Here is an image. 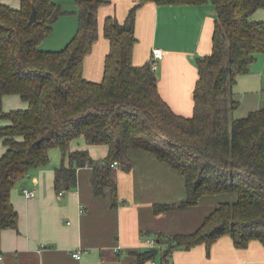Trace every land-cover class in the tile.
<instances>
[{
    "label": "trees",
    "instance_id": "16d2710c",
    "mask_svg": "<svg viewBox=\"0 0 264 264\" xmlns=\"http://www.w3.org/2000/svg\"><path fill=\"white\" fill-rule=\"evenodd\" d=\"M110 1L76 0L79 26L60 49L41 47L54 21L69 12L61 4L21 0L14 7L0 1V117L11 121L0 126L7 146L0 155V225L18 227L12 189L32 168L50 162L51 146L62 152L63 162L55 168L58 191L74 188L78 168L89 165L95 195L109 188L113 207L119 204V190L111 163L131 170L130 149L138 148L184 179V196L155 203V213L197 205L206 195L224 198L194 231H154L161 247L135 251L137 264L157 259L172 264L175 249L201 243L210 249L224 235L241 248L254 239L264 244V104L246 116L234 114L240 104L234 92L238 77L264 53V20L252 19L264 0H139L123 22L114 15L105 18L110 49L103 78L94 81L84 76V60L99 37V7ZM147 1L216 6L212 51L195 59L199 78L191 115L176 112L161 96L151 60L133 61L136 12ZM12 93L28 106L6 110L3 98ZM81 136L91 144H108L107 156L98 160L88 149L72 150V140Z\"/></svg>",
    "mask_w": 264,
    "mask_h": 264
},
{
    "label": "crops",
    "instance_id": "0c3cea01",
    "mask_svg": "<svg viewBox=\"0 0 264 264\" xmlns=\"http://www.w3.org/2000/svg\"><path fill=\"white\" fill-rule=\"evenodd\" d=\"M0 1L14 7L21 3V0ZM138 1L111 0L99 7V37L85 56L86 78L100 81L104 75L105 57L110 49V41L103 31L105 18L114 15L123 22ZM71 2L75 3V0ZM72 8L58 19L63 18L59 19L62 27H72L76 32L77 7ZM252 19L264 20V8L257 9ZM215 21L216 6L211 1L202 4L147 1L136 12L137 42L133 61L137 65L144 64L151 60L154 48L163 50V57L155 70L160 93L180 114L193 113L194 90L199 78L195 59L212 51ZM46 44L54 46V43ZM261 83H264L263 52L257 54L250 71L238 77L234 86L235 98L238 99L237 93L242 91H258ZM249 98L254 99L253 105L259 102L257 97L246 94L245 99L249 101ZM3 106L6 110L26 108L28 102L12 93L4 96ZM10 122L8 118L0 117V126ZM6 149L0 139V155ZM71 149H88L95 159L100 160L107 156L109 145L91 144L81 136L72 140ZM130 157L131 170L125 171L119 165L113 167L119 190L117 207L111 204L109 188L105 189V194L95 195L91 182L93 169L89 165L78 168L74 188L63 190V193L58 191L55 168L62 164V156L44 166L32 168L21 177L11 194L19 212L18 227L0 225V264H137L135 251L161 247L159 243L152 246L148 241L156 236L154 231L167 234L194 231L224 198L206 195L197 205L155 213V203L178 202L185 193L178 200H172L176 191L172 189L170 164L138 148L130 149ZM64 162L68 164V160ZM25 188L35 189L36 196H26ZM78 249L82 251L80 258L73 255ZM169 258L172 264H264V244L254 239L241 248L234 244L230 235H224L210 249L204 243L189 249L177 248ZM153 261L161 264L159 260ZM146 264H150L149 261Z\"/></svg>",
    "mask_w": 264,
    "mask_h": 264
},
{
    "label": "rangeland",
    "instance_id": "374dc122",
    "mask_svg": "<svg viewBox=\"0 0 264 264\" xmlns=\"http://www.w3.org/2000/svg\"><path fill=\"white\" fill-rule=\"evenodd\" d=\"M56 2H58L59 4L62 5L63 9L65 10H73V6H76L77 9L76 11V15H78V4L71 2V0H66L65 2L63 1H59V0H55ZM62 17H64V15H66V13L61 14ZM60 15V16H61ZM72 15V14H71ZM68 16V15H67ZM59 19H63V18H59ZM57 18L56 21H54L53 23V28L54 31L52 32V34L48 37H46L43 41H42V47L41 48H46V49H57V47L63 48L66 45V42H68L74 35H75V31L73 32V28L72 27H62L61 21ZM60 21V22H58ZM79 26V16H78V25H77V29ZM77 31V30H76ZM46 43H54V46H47ZM239 95H237L240 104L237 107L236 111H235V116L237 117H242V116H246V114L251 111L254 110L258 107H261L264 104V83L260 84V88H258V91L255 90L253 92H244L242 91L241 93H237ZM246 94L250 95V97H257L259 99V102L257 103V105H253L252 103L255 102L254 99L249 98L250 100L248 101L247 99H245ZM50 154H51V160L55 161L58 159V157L62 156L61 150L56 147V146H51L50 147ZM181 188V189H180ZM172 189L174 191H176L175 195H172V200H178L179 198H181V195L183 193H185V184H184V179L182 176H180L174 168H172ZM234 196V194L230 193L228 195V197L232 198ZM157 238L156 236L153 237V239ZM159 260V259H157Z\"/></svg>",
    "mask_w": 264,
    "mask_h": 264
},
{
    "label": "built area",
    "instance_id": "2783aa9c",
    "mask_svg": "<svg viewBox=\"0 0 264 264\" xmlns=\"http://www.w3.org/2000/svg\"><path fill=\"white\" fill-rule=\"evenodd\" d=\"M163 57V50L159 47L157 48H154L153 49V56H152V59H151V68L155 71L157 68H158V65H159V60ZM111 165L114 167V166H117L118 165V161H114L111 163ZM24 193L26 196L28 197H35L36 196V190L35 189H28V188H25L24 189ZM61 193H63V190L61 191ZM81 211L84 212L85 209L84 207L81 208ZM149 243L154 246L156 245L158 242L156 239H151V240H148ZM73 255L76 256V257H81L82 256V251L80 249L76 250L73 252ZM151 264H157L156 261H152Z\"/></svg>",
    "mask_w": 264,
    "mask_h": 264
},
{
    "label": "water",
    "instance_id": "95a60500",
    "mask_svg": "<svg viewBox=\"0 0 264 264\" xmlns=\"http://www.w3.org/2000/svg\"><path fill=\"white\" fill-rule=\"evenodd\" d=\"M36 19H37V8H36V6L34 5V6H33V11H32L31 17H30V20H31L32 22H35ZM128 28H130V24L128 25Z\"/></svg>",
    "mask_w": 264,
    "mask_h": 264
}]
</instances>
